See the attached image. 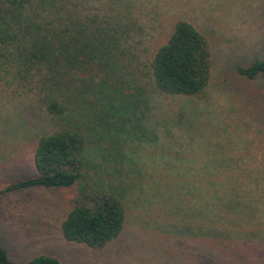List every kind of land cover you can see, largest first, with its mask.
<instances>
[{
	"label": "rangeland",
	"instance_id": "rangeland-1",
	"mask_svg": "<svg viewBox=\"0 0 264 264\" xmlns=\"http://www.w3.org/2000/svg\"><path fill=\"white\" fill-rule=\"evenodd\" d=\"M125 3L127 7L122 8L118 0H112L111 8L96 20L95 25L99 22L102 28L104 20L114 25L118 21L121 29L113 34L111 46L121 69L104 74L101 67L97 66V72L91 67L93 83L87 73L81 76L78 84L85 82V109L73 108L66 118L51 119L39 102L38 84H24L21 89L11 84L25 101L7 96L13 95L4 85L8 81L0 78L4 109L0 108V190L35 175L32 150L40 132H51L58 124L96 120L105 123L99 143L113 158L108 169L119 179L121 170H131L127 178L147 180L162 192L161 200L155 202L152 190L145 187L143 195L133 193L136 186L132 185L124 194L126 217L115 239L101 248L67 241L59 224L89 177L92 186L117 194L122 189L97 167L95 175L88 166L84 180L71 187L34 186L1 194L0 247L13 264H25L37 255L55 257L60 264H264V246L247 245L242 235L221 234L216 229L224 218L234 222L235 206L264 207V96L258 79L247 81L234 72L236 65L264 57V0ZM176 18L198 23L211 47L210 78L200 96L159 93L151 81L147 63ZM102 38L105 42L106 36L97 34L101 49L94 60L109 58L102 54ZM103 78V84L97 85ZM113 87L115 93L110 92ZM6 110L12 112L7 118ZM47 123L56 124L48 128ZM117 125L123 127L103 130ZM87 131L91 146L94 129ZM174 186L179 190L174 192L177 197L169 199L178 203L180 213L174 207L169 210L166 194ZM147 193L150 204L138 205L141 201L134 198H147ZM179 219L193 224V230L187 225L188 238L182 234L186 240L182 244L172 235ZM246 219L240 217L238 224Z\"/></svg>",
	"mask_w": 264,
	"mask_h": 264
},
{
	"label": "trees",
	"instance_id": "trees-1",
	"mask_svg": "<svg viewBox=\"0 0 264 264\" xmlns=\"http://www.w3.org/2000/svg\"><path fill=\"white\" fill-rule=\"evenodd\" d=\"M118 1L122 8L127 7L126 0L122 3L121 0ZM111 3L112 0H0V78L8 81L4 85L13 94L7 96L26 101L13 90L11 84L14 83L17 89H21L24 84L31 86L36 83L41 91L39 102L49 118H66L67 111H74L73 108L78 110L82 106L85 109V82L78 84L81 76L87 73V80L93 83L95 76L89 74L91 67L95 72L97 66L101 67L104 74H108L105 72L107 70L118 73L121 69L120 65H116L114 48L111 46L115 43L113 34H119L121 29L118 21H115L117 25H114V21L113 24L108 23L109 20L102 21L105 28L99 22L95 25L96 20L103 18L105 10L111 8ZM192 21L176 18L166 38L156 47L147 63L151 81L159 93L196 97L202 94L207 85L211 73V47L206 34L198 27L199 24ZM155 26L158 27V24ZM86 33L91 37L86 39ZM97 34L106 36L105 42L101 39L104 47L102 54L109 58L100 56L94 60L93 55L101 49L98 48ZM119 45L122 46L121 40ZM234 72L247 81L258 79L264 96V57L248 64L236 65ZM103 81L104 78L96 81V84L102 85ZM110 92L115 93L114 87ZM0 106L4 110L3 105ZM11 114L10 110H6V118ZM49 124L53 126L56 123ZM49 124L47 123L48 128ZM104 124H99L96 120L93 123L58 124L51 132H40L32 150L35 175L4 186L0 195L34 186L52 189L71 187L84 180L83 174L89 166L93 174L96 175L99 170L105 173V177L111 178L114 184H121L120 195L114 193V190L92 186L93 180L89 177L87 185L83 184L78 197L72 201L61 220L60 233L65 240L81 243L89 248H101L115 239L122 230L126 217L123 201L125 191L136 186L132 192L137 191L143 195L142 188L145 187L152 190L155 202L161 200L162 192L155 191L157 187L150 183L148 185L145 179H128L131 170L127 172L120 169L122 177L119 179L108 169V165L113 164V158L99 143V130ZM121 127L123 126H105L103 130L110 129L113 132ZM89 129H94L95 135V143L91 146L87 140L91 136L87 131ZM102 157L109 161H100ZM252 182L256 180L252 179ZM233 186L238 188L240 185L235 182ZM244 186L247 190H253ZM261 188L264 189L263 186ZM173 189L169 196L166 194L168 204L171 203L172 206L169 210L174 207L180 213L178 203L170 201L177 197L174 192L179 191L175 186ZM146 195L147 198H134L136 202L141 201L138 205L150 204L149 193ZM232 211L234 222L230 223L224 218L217 225V231L221 234L231 231L237 236L242 235L247 245L256 248L257 243L258 246H264V207L235 206ZM242 216L247 219L241 225L238 220ZM179 220L176 225L178 228H171L172 235L182 244L186 241L182 239V234L188 238L187 225L193 230V224ZM0 264H13L1 247ZM25 264L60 262L52 256L37 255Z\"/></svg>",
	"mask_w": 264,
	"mask_h": 264
}]
</instances>
